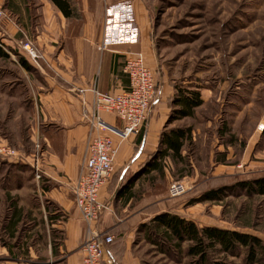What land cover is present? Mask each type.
<instances>
[{"label": "rangeland", "instance_id": "374dc122", "mask_svg": "<svg viewBox=\"0 0 264 264\" xmlns=\"http://www.w3.org/2000/svg\"><path fill=\"white\" fill-rule=\"evenodd\" d=\"M144 2L153 20L159 80L176 93L197 92L204 101L193 118L172 123L173 129L191 128L192 140L185 145L184 162L167 160L164 174L149 177L152 187L168 193L173 181H185L184 196H167L166 203H175L174 214L200 228L218 227L264 241V196H248L238 186L264 178V0ZM12 56L0 62V246L10 247L28 264L43 263L47 247H56L64 237L50 216L45 219L43 178L37 180L30 165L37 163L43 173V124L39 109L24 102L25 87L16 85L14 91L7 84L24 78ZM217 189H224L223 201L201 200ZM135 246L141 247L146 264H196L173 247H164L172 253H163L145 238ZM243 259L210 254V264H245Z\"/></svg>", "mask_w": 264, "mask_h": 264}, {"label": "crops", "instance_id": "0c3cea01", "mask_svg": "<svg viewBox=\"0 0 264 264\" xmlns=\"http://www.w3.org/2000/svg\"><path fill=\"white\" fill-rule=\"evenodd\" d=\"M69 2L76 17L66 18L51 0H0V9L5 13L0 21V42L13 55V62L24 77L20 84H7L14 91L16 85L25 87V104L39 109L46 147L43 209L45 219L50 216L52 227L64 237L56 247H47L43 263L33 264H82L86 228L73 187L88 142L98 135L83 117L86 108L90 111L93 104V87L107 94L123 93L129 84L124 73L129 54L142 53L151 70L156 71L157 67L152 45L153 20L144 0ZM105 41H111V45L99 50ZM24 44L32 45L37 52V63L28 60L22 50ZM16 58L27 61L30 69H24ZM159 81L161 94L141 135L121 139L118 132L123 129L122 121L114 114H102L107 130L101 134L113 141L117 149L115 175L121 173L119 181L114 180V175L103 187L99 198L105 206L100 230L115 239L105 257L113 264H146L141 247L135 246L136 240L144 238L140 227L160 214L175 211L171 210L173 201L166 203L168 193H159L152 187L154 182L149 177L157 172L148 179L140 177L159 151L163 132L173 129V124H169L173 107L169 104L177 93L163 79ZM33 253L29 251L28 255L35 257ZM106 261L103 264H108ZM0 264L28 263L10 247L0 246Z\"/></svg>", "mask_w": 264, "mask_h": 264}, {"label": "built area", "instance_id": "2783aa9c", "mask_svg": "<svg viewBox=\"0 0 264 264\" xmlns=\"http://www.w3.org/2000/svg\"><path fill=\"white\" fill-rule=\"evenodd\" d=\"M4 18L5 13L0 9V21ZM110 45L111 41H105L99 50L103 51ZM4 48L6 49L5 46ZM22 50L30 62L37 63L38 54L32 45L24 44ZM124 73L128 78V88L121 94H107L101 92L97 86L93 87V104L90 111L86 108L83 114L91 131L98 135L88 142L80 175L73 187L75 203L86 228L82 264H103L108 248L115 242L114 237L100 230V220L105 211V206L99 199L100 192L115 175L114 162L117 154L111 138L101 134L107 130L102 114H114L122 121L123 129L118 132L121 139L139 136L146 129L161 94L159 74L147 66L142 53L129 54L126 57ZM37 165L33 164L32 167L35 169L37 180H40L43 173ZM187 192L185 181H173L168 189V197L177 199ZM106 262L113 264L111 259Z\"/></svg>", "mask_w": 264, "mask_h": 264}, {"label": "trees", "instance_id": "16d2710c", "mask_svg": "<svg viewBox=\"0 0 264 264\" xmlns=\"http://www.w3.org/2000/svg\"><path fill=\"white\" fill-rule=\"evenodd\" d=\"M51 2L63 13L66 18L76 17V12L69 0H51ZM10 59L9 52L0 42V62ZM20 64L30 69L27 61L20 59ZM201 94L197 92L186 93L177 91L173 100V107L176 108L174 116L170 118L169 124L185 118H193L196 110L203 105ZM192 140V129H172L163 132L160 142V149L154 155L147 167L140 174L150 176L152 173L165 172L167 160L173 162H184L183 151L187 142ZM248 196H264V178L250 182H243L238 185ZM224 189L211 190L207 192L202 201L221 202L225 197ZM19 221L14 223V226ZM145 240L163 253L170 254L173 247L180 254H185L196 264H210L211 252L225 256H243L245 264H264V241L253 235L221 229L218 227L200 228L195 222L187 220L179 215L167 212L156 216L151 222L140 227ZM188 244L184 251L183 247ZM214 264H227L216 262Z\"/></svg>", "mask_w": 264, "mask_h": 264}, {"label": "bare ground", "instance_id": "6f19581e", "mask_svg": "<svg viewBox=\"0 0 264 264\" xmlns=\"http://www.w3.org/2000/svg\"><path fill=\"white\" fill-rule=\"evenodd\" d=\"M264 127V126H263Z\"/></svg>", "mask_w": 264, "mask_h": 264}]
</instances>
